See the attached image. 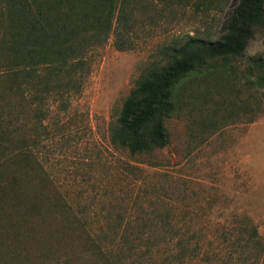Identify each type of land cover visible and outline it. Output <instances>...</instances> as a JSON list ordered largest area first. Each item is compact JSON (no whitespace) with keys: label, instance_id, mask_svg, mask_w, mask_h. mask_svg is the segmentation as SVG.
Masks as SVG:
<instances>
[{"label":"rangeland","instance_id":"rangeland-1","mask_svg":"<svg viewBox=\"0 0 264 264\" xmlns=\"http://www.w3.org/2000/svg\"><path fill=\"white\" fill-rule=\"evenodd\" d=\"M118 2L128 48L117 49L111 33L88 51L79 91L49 99L43 126L26 125L37 138L28 143L44 173L41 190L69 212L43 206L49 221L3 205L0 264H264L228 246L246 224L264 240V86L256 78L264 58L218 59L203 79L187 82L184 105L165 121L166 146L132 154L109 138L158 49L187 34L218 39L238 0ZM255 34L264 35V19ZM163 219L195 248L181 263L166 245L131 240L141 223Z\"/></svg>","mask_w":264,"mask_h":264},{"label":"trees","instance_id":"trees-1","mask_svg":"<svg viewBox=\"0 0 264 264\" xmlns=\"http://www.w3.org/2000/svg\"><path fill=\"white\" fill-rule=\"evenodd\" d=\"M125 14L118 0H0V211L3 205L15 212L24 207L49 220L50 213L42 207L52 208V203L62 215L69 212L60 196H45L41 190L44 173L28 143L30 139L35 144L37 138L28 134L26 125L43 126L49 99L79 91L88 51L111 33L117 49L128 48ZM263 19L264 0H238L218 39L187 34L160 47L110 123L111 144L132 154L166 146L165 121L184 105L187 82L203 79L218 59L241 56L245 41L253 36L250 30L255 32ZM115 21L120 28L113 27ZM256 78L264 86V74ZM35 176L39 182H34ZM160 221L141 223V236L131 240L166 245L183 262L195 248L167 220ZM4 231L0 228V234ZM127 231L126 237L129 226ZM90 243L92 252L101 251L94 240ZM228 246L242 256L249 253L264 260V240L251 225L240 227Z\"/></svg>","mask_w":264,"mask_h":264},{"label":"clouds","instance_id":"clouds-1","mask_svg":"<svg viewBox=\"0 0 264 264\" xmlns=\"http://www.w3.org/2000/svg\"><path fill=\"white\" fill-rule=\"evenodd\" d=\"M250 31H253V36L245 41L242 58L245 60L264 58V35H256L254 30Z\"/></svg>","mask_w":264,"mask_h":264}]
</instances>
